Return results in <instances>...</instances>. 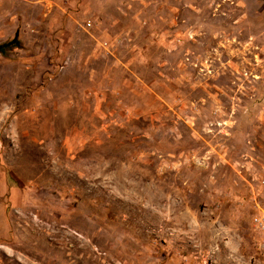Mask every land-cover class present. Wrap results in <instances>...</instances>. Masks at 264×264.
I'll return each mask as SVG.
<instances>
[{
	"label": "rangeland",
	"instance_id": "obj_1",
	"mask_svg": "<svg viewBox=\"0 0 264 264\" xmlns=\"http://www.w3.org/2000/svg\"><path fill=\"white\" fill-rule=\"evenodd\" d=\"M0 264H264V0H0Z\"/></svg>",
	"mask_w": 264,
	"mask_h": 264
},
{
	"label": "built area",
	"instance_id": "obj_2",
	"mask_svg": "<svg viewBox=\"0 0 264 264\" xmlns=\"http://www.w3.org/2000/svg\"><path fill=\"white\" fill-rule=\"evenodd\" d=\"M254 227L264 241V205L258 207L256 210Z\"/></svg>",
	"mask_w": 264,
	"mask_h": 264
},
{
	"label": "trees",
	"instance_id": "obj_3",
	"mask_svg": "<svg viewBox=\"0 0 264 264\" xmlns=\"http://www.w3.org/2000/svg\"><path fill=\"white\" fill-rule=\"evenodd\" d=\"M17 47H19V42L16 39V37H14L12 40L0 45V54L4 55V50L7 48H17Z\"/></svg>",
	"mask_w": 264,
	"mask_h": 264
}]
</instances>
